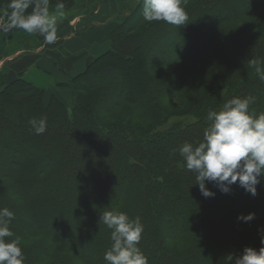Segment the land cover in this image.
<instances>
[{"label":"trees","instance_id":"1","mask_svg":"<svg viewBox=\"0 0 264 264\" xmlns=\"http://www.w3.org/2000/svg\"><path fill=\"white\" fill-rule=\"evenodd\" d=\"M183 6L188 20L175 26L145 21L137 3L109 50L62 85L70 109L22 78L0 85V208L15 213L25 264H106L111 230L99 217L113 209L140 217L148 264H229V254L261 247L264 181L256 196L207 183L216 194L205 198L179 148L201 142L207 113L234 96L255 97L250 111L264 112L251 65L264 61V0ZM32 118L47 119L43 134ZM248 213L252 221L237 219Z\"/></svg>","mask_w":264,"mask_h":264},{"label":"clouds","instance_id":"2","mask_svg":"<svg viewBox=\"0 0 264 264\" xmlns=\"http://www.w3.org/2000/svg\"><path fill=\"white\" fill-rule=\"evenodd\" d=\"M142 3L143 19L149 23L163 21L181 26L188 20L184 0H137ZM50 0H9L0 15V32L21 29L29 34L38 33L47 44H54L57 25L65 16L63 3L49 11ZM31 8V11L28 10ZM252 67L259 79L264 81V61L253 59ZM255 97L234 96L218 110L207 113V127L203 139L197 145L183 143L179 153L187 170L196 174V184L205 198L215 192L206 187L213 184L227 194L237 184L252 196L257 195V185L264 181V112L250 111ZM36 135L47 129L46 118L29 120ZM15 213L0 208V264H25L21 240L11 230ZM255 213L240 214L237 219L250 222ZM99 220L110 232L111 246L105 251L106 264H148V259L139 247L144 232L140 217L132 219L124 211H104ZM260 234L259 249L246 246L239 255L229 254V264H264V228Z\"/></svg>","mask_w":264,"mask_h":264},{"label":"crops","instance_id":"3","mask_svg":"<svg viewBox=\"0 0 264 264\" xmlns=\"http://www.w3.org/2000/svg\"><path fill=\"white\" fill-rule=\"evenodd\" d=\"M138 2L133 0H70L66 16L57 25L56 42L47 44L38 33L21 29L0 32V85L22 78L51 97L71 102L61 86L81 74L96 57L109 50V35ZM112 8V10H109ZM49 9V11H55Z\"/></svg>","mask_w":264,"mask_h":264},{"label":"rangeland","instance_id":"4","mask_svg":"<svg viewBox=\"0 0 264 264\" xmlns=\"http://www.w3.org/2000/svg\"><path fill=\"white\" fill-rule=\"evenodd\" d=\"M133 2H137V0H133ZM109 10H112V8H109ZM207 19H209V17H207L205 20H207ZM120 20H121V18H115V22L116 23H120ZM199 22H204V21H202V20H199ZM69 83V80H67L66 81V83L64 84V85H67ZM37 88H39V87H37ZM42 89V88H41ZM61 89H65V90H70V88H68V87H63V86H61ZM44 92H45V94H46V91L44 90ZM70 92H71V90H70ZM71 97H72V95H71ZM44 99H45V95H44ZM47 102V101H46ZM62 103V102H61ZM66 108H68V109H70L71 108V106H72V99H71V102H69L68 100L66 101V102H64V103H62ZM118 111L116 110V112L115 113H117ZM118 119V117L116 116V115H111V119L110 120H113V121H115V120H117ZM3 146L5 147V146H7V144H3ZM23 154V153H22ZM25 154H27V152L25 153ZM4 158L5 159H7L8 158V154L5 152L4 153ZM64 160V159H63ZM61 162H62V160H61ZM67 164H68V162H67ZM68 202H69V200H67ZM67 226V225H66ZM69 227V226H68ZM65 234V233H64ZM62 235V234H61ZM66 236H70V234L69 233H67V234H65Z\"/></svg>","mask_w":264,"mask_h":264}]
</instances>
